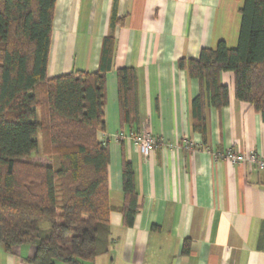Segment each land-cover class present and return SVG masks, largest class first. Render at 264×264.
<instances>
[{"label": "crops", "instance_id": "1", "mask_svg": "<svg viewBox=\"0 0 264 264\" xmlns=\"http://www.w3.org/2000/svg\"><path fill=\"white\" fill-rule=\"evenodd\" d=\"M243 0H57L50 79L101 69L106 40L112 52L106 74V131L111 155L109 236L90 264H264V172L215 160L232 150L264 158V114L234 96L232 73L220 75L230 103L206 106V133L194 129L192 103L200 81L180 69L220 41L238 45ZM108 49V47H107ZM137 74L141 133L156 139L144 157L122 124L118 71ZM105 134V136H103ZM135 174L138 211L126 227L123 165ZM32 245L6 251L0 264H32Z\"/></svg>", "mask_w": 264, "mask_h": 264}, {"label": "trees", "instance_id": "2", "mask_svg": "<svg viewBox=\"0 0 264 264\" xmlns=\"http://www.w3.org/2000/svg\"><path fill=\"white\" fill-rule=\"evenodd\" d=\"M57 0H0V244L32 245V264H90L109 233L111 155L106 131V40L101 69L48 77ZM238 45L220 41L178 66L201 84L193 101L194 129L206 133V106L230 103L222 73H232L234 96L264 114V0H243ZM108 47V49H107ZM122 124L140 134L137 74L118 71ZM124 204L133 227L138 193L132 165H123ZM50 223L45 233L41 224Z\"/></svg>", "mask_w": 264, "mask_h": 264}, {"label": "built area", "instance_id": "3", "mask_svg": "<svg viewBox=\"0 0 264 264\" xmlns=\"http://www.w3.org/2000/svg\"><path fill=\"white\" fill-rule=\"evenodd\" d=\"M103 136H105V134H103ZM125 137L129 138L139 146L140 152L144 157H148L157 144L156 139L148 133L138 134L134 131H130L127 135H124L123 133L115 135L116 140H120ZM213 156L216 161L223 160L229 162L232 165L247 164L252 168H256L264 172V158L256 153L245 155L228 150L222 153H214Z\"/></svg>", "mask_w": 264, "mask_h": 264}, {"label": "rangeland", "instance_id": "4", "mask_svg": "<svg viewBox=\"0 0 264 264\" xmlns=\"http://www.w3.org/2000/svg\"><path fill=\"white\" fill-rule=\"evenodd\" d=\"M40 226H41L40 228L42 229V231H43L44 233H45V231L49 230L50 227H51L50 223H43V224H41Z\"/></svg>", "mask_w": 264, "mask_h": 264}]
</instances>
